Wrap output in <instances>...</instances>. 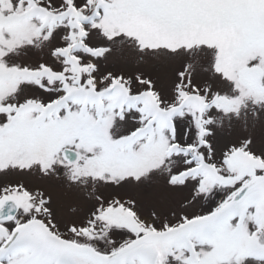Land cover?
<instances>
[{
	"label": "snow or ice",
	"instance_id": "1",
	"mask_svg": "<svg viewBox=\"0 0 264 264\" xmlns=\"http://www.w3.org/2000/svg\"><path fill=\"white\" fill-rule=\"evenodd\" d=\"M0 264H264V0H0Z\"/></svg>",
	"mask_w": 264,
	"mask_h": 264
},
{
	"label": "rangeland",
	"instance_id": "2",
	"mask_svg": "<svg viewBox=\"0 0 264 264\" xmlns=\"http://www.w3.org/2000/svg\"><path fill=\"white\" fill-rule=\"evenodd\" d=\"M208 18L211 24V22L214 20V16L209 15ZM140 27H143V25H140ZM207 35L213 42H221L225 46H227V44L231 42L234 37V33H232L231 31L214 30L212 27H209V29H207ZM5 88H7V84H5Z\"/></svg>",
	"mask_w": 264,
	"mask_h": 264
}]
</instances>
